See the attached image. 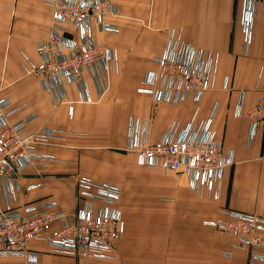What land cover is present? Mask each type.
<instances>
[{
	"label": "crops",
	"instance_id": "0c3cea01",
	"mask_svg": "<svg viewBox=\"0 0 264 264\" xmlns=\"http://www.w3.org/2000/svg\"><path fill=\"white\" fill-rule=\"evenodd\" d=\"M113 2L118 14L106 20L118 31L103 32L93 24L97 41L114 53L108 88L96 66L91 72L100 75L99 82L87 71L82 80L49 90L27 67L41 62L37 46L47 38L52 10L43 0H0V100L18 109L8 119L16 123L31 117L29 133L64 131L58 134L61 139L37 147L55 160H40L24 171L14 207L56 201L59 210L73 212L80 176L116 185L122 194L125 228L117 259L77 260L52 254L43 242H30L29 248L38 252L39 264H258L251 261L250 249L234 247V236L205 222L215 220L220 209L264 217V128L250 138L247 116L264 95L263 6H255L248 35L244 20L251 7L246 0ZM172 31L181 32L183 42L219 56L215 87L197 111L198 120L212 115L216 139L234 152L218 195L197 193L184 174L141 165L137 154L127 151L134 123L147 129L153 143L173 124L186 126L196 115L192 101L170 104L138 92L155 69L150 60L165 52ZM0 208H6L4 197ZM0 264L28 263L0 258Z\"/></svg>",
	"mask_w": 264,
	"mask_h": 264
},
{
	"label": "built area",
	"instance_id": "2783aa9c",
	"mask_svg": "<svg viewBox=\"0 0 264 264\" xmlns=\"http://www.w3.org/2000/svg\"><path fill=\"white\" fill-rule=\"evenodd\" d=\"M52 10V26L47 38L37 46L39 64H29L27 72L40 79L46 89L78 82L87 71L96 81L101 77L100 66L107 81L114 53L112 48L97 41L93 24L103 32L116 33V26L107 22L108 15L116 16L113 0H43ZM251 8L245 13V27L250 35L255 6L264 0H246ZM73 28L74 33L70 32ZM219 56L212 51L194 47L181 40V32L172 31L163 54L150 60L155 66L143 79L138 90L155 101L179 104L192 101L196 115L186 125H172L156 142L148 141L144 127L134 123L129 132L127 151L135 152L141 165L184 174L189 186L197 193L218 195L226 169L234 163V152L226 150L217 140L212 127L213 117L198 120L197 111L207 92L215 87ZM226 81L225 86L227 87ZM264 92V84H262ZM104 93V92H103ZM102 93V94H103ZM60 101L64 98L60 96ZM90 101V100H89ZM241 114L242 106H239ZM18 109L11 108L7 99L0 100V258L25 260L39 264V254L29 248L30 242H43L52 254L77 260H115L117 242L124 234L125 224L119 208L121 190L118 186L97 182L80 176L76 184V209L59 210L56 201L38 202L15 208L14 199L21 190L26 169L38 161L55 160L39 153L37 147L61 139L63 130L42 129L29 133L31 117L12 123L9 117ZM251 121L250 138L264 128V95L247 111ZM40 184L29 185L27 191ZM215 220L206 226L236 238L238 249H250L251 261H264V217L232 209H220ZM230 255V254H228Z\"/></svg>",
	"mask_w": 264,
	"mask_h": 264
}]
</instances>
